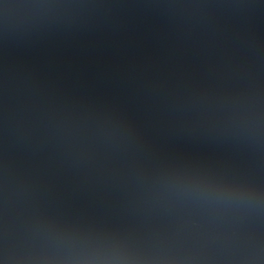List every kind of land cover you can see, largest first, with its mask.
Wrapping results in <instances>:
<instances>
[{
  "label": "water",
  "instance_id": "95a60500",
  "mask_svg": "<svg viewBox=\"0 0 264 264\" xmlns=\"http://www.w3.org/2000/svg\"><path fill=\"white\" fill-rule=\"evenodd\" d=\"M0 264H264V0H0Z\"/></svg>",
  "mask_w": 264,
  "mask_h": 264
}]
</instances>
